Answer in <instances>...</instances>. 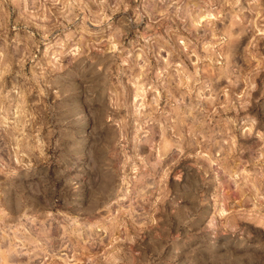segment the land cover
Wrapping results in <instances>:
<instances>
[{
  "label": "rangeland",
  "instance_id": "374dc122",
  "mask_svg": "<svg viewBox=\"0 0 264 264\" xmlns=\"http://www.w3.org/2000/svg\"><path fill=\"white\" fill-rule=\"evenodd\" d=\"M0 264H264V0H0Z\"/></svg>",
  "mask_w": 264,
  "mask_h": 264
}]
</instances>
